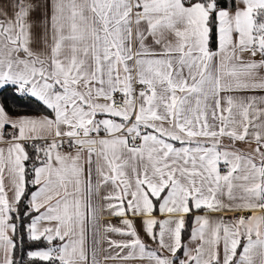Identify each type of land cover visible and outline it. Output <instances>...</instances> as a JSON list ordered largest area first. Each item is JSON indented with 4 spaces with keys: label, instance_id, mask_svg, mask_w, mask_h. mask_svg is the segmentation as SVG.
<instances>
[{
    "label": "snow or ice",
    "instance_id": "obj_1",
    "mask_svg": "<svg viewBox=\"0 0 264 264\" xmlns=\"http://www.w3.org/2000/svg\"><path fill=\"white\" fill-rule=\"evenodd\" d=\"M0 264H264V0H0Z\"/></svg>",
    "mask_w": 264,
    "mask_h": 264
}]
</instances>
